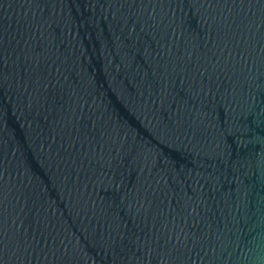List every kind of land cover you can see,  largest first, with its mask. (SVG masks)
<instances>
[{
  "label": "water",
  "instance_id": "95a60500",
  "mask_svg": "<svg viewBox=\"0 0 264 264\" xmlns=\"http://www.w3.org/2000/svg\"><path fill=\"white\" fill-rule=\"evenodd\" d=\"M0 264H264V0H0Z\"/></svg>",
  "mask_w": 264,
  "mask_h": 264
}]
</instances>
